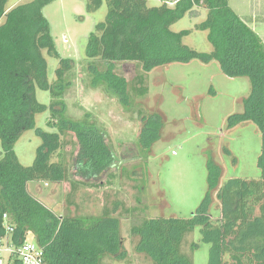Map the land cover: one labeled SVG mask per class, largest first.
Returning a JSON list of instances; mask_svg holds the SVG:
<instances>
[{
  "label": "trees",
  "instance_id": "1",
  "mask_svg": "<svg viewBox=\"0 0 264 264\" xmlns=\"http://www.w3.org/2000/svg\"><path fill=\"white\" fill-rule=\"evenodd\" d=\"M53 1L31 0L8 9V0H0V233L7 213L15 228L14 237L31 233L43 248L44 264H112L107 259L119 261L128 256L117 216L109 212L102 216L61 215L40 198V182L95 185L116 161L108 134L99 123L89 114L81 120L67 115L65 94L71 82L66 75L74 62L59 56L52 26L44 14V8ZM104 2L106 18L96 25L86 50L88 58L102 61L104 66L103 71L97 70L96 63L90 67L93 81L101 78L127 106L132 103L129 81L114 72L116 63H137L148 73L176 62L217 61L227 76L247 77L251 84L250 92L240 100L242 111L229 115L226 128L254 123L262 134L258 179L230 177L223 181V166L210 146L208 188L200 205L186 218L165 214L141 218L131 228L136 252L147 256L152 264H194L183 243L199 228L202 240L210 243V264H264L263 38L248 19L234 11L229 0H164L153 6L149 0H88L87 10L97 11ZM197 7L206 9L205 19L195 28L208 32L213 46L210 52L184 43L192 29H172L187 14L200 16ZM44 50L60 58L54 82L48 80ZM143 80L144 74L135 77V83L142 84ZM37 88L50 92L49 106L38 101ZM134 90L140 95L147 91L142 86H134ZM48 108V124L57 131L42 133L43 143L33 164L23 165L15 144L25 131L35 127L36 115ZM142 120L137 146L148 152L161 138L166 117L154 112ZM67 132L77 141L73 158L77 180L70 174L62 150V136ZM55 152L59 159L53 161ZM224 152L230 153L226 147ZM214 209L219 213L217 219L213 218ZM197 246V242L190 244L192 251Z\"/></svg>",
  "mask_w": 264,
  "mask_h": 264
},
{
  "label": "rangeland",
  "instance_id": "2",
  "mask_svg": "<svg viewBox=\"0 0 264 264\" xmlns=\"http://www.w3.org/2000/svg\"><path fill=\"white\" fill-rule=\"evenodd\" d=\"M29 1L8 0L7 8ZM87 1L55 0L44 8V14L52 26L59 56L74 62L66 75V80L71 82L65 94L67 115L81 120L89 114L90 119L99 123L108 134L116 161L95 185L92 182L74 186L70 181L60 184L40 182V198L61 215L102 216L109 212L117 216L121 220L128 256L125 260L107 261L112 264H152L147 256L136 252V238L131 235V228L143 217L165 214L186 218L195 212L208 188L207 153L210 146L214 147L223 166V181L230 177H260L258 162L262 134L259 128L254 123L226 128L229 115L242 111L240 100L250 92L251 84L247 77L227 76L217 61L209 64L199 60L176 62L148 73L137 63L118 62L114 72L129 81L132 101L124 106L101 78L93 81L94 73L90 67L96 63L97 70L103 71L104 66L102 61L88 58L87 44L96 25L105 20L107 4L104 2L97 11L89 12ZM163 1L149 0L148 3L153 6ZM229 4L243 18L251 16L253 9L257 20H264V0H229ZM196 9L200 16L187 14L172 29H192V33L184 37V43L200 52H210L213 46L208 40V32L195 28L205 19L206 9ZM44 55L48 62V80L54 82L60 58L50 56L46 50ZM139 74H144L142 84L135 83ZM134 86H142L147 91L140 95ZM36 95L38 101L49 106V91L37 88ZM154 112L165 115V126L151 150L142 152L137 146L144 123L142 119ZM50 118L49 108L38 113L35 127L25 131L16 142L14 149L21 164H33L43 143L42 133L57 131L48 124ZM62 140L65 160L73 174V158L78 150L76 137L67 132ZM225 147L230 153L224 152ZM58 159V152H55L52 160ZM74 175L77 180L79 177ZM32 188L37 189L35 183ZM215 204H218L216 199ZM213 212V218L217 219L219 213L215 209ZM28 240L36 242L32 234L28 235ZM191 242L198 243L193 251ZM183 249L191 254L194 264H210V243L202 240L199 228L187 235Z\"/></svg>",
  "mask_w": 264,
  "mask_h": 264
},
{
  "label": "built area",
  "instance_id": "3",
  "mask_svg": "<svg viewBox=\"0 0 264 264\" xmlns=\"http://www.w3.org/2000/svg\"><path fill=\"white\" fill-rule=\"evenodd\" d=\"M14 225L11 217L3 215L0 233V264H44V251L35 241L28 240L27 233L23 238L14 237Z\"/></svg>",
  "mask_w": 264,
  "mask_h": 264
},
{
  "label": "crops",
  "instance_id": "4",
  "mask_svg": "<svg viewBox=\"0 0 264 264\" xmlns=\"http://www.w3.org/2000/svg\"><path fill=\"white\" fill-rule=\"evenodd\" d=\"M252 13L253 14L251 16H244V18L248 19L250 26L255 31H257L264 40V20L263 22L258 21L257 18L255 17L257 14L256 12H253V9H252Z\"/></svg>",
  "mask_w": 264,
  "mask_h": 264
}]
</instances>
